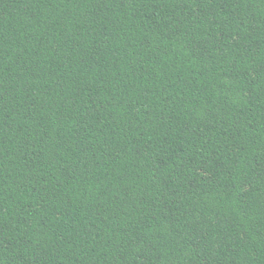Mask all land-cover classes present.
I'll use <instances>...</instances> for the list:
<instances>
[{
    "label": "trees",
    "instance_id": "1",
    "mask_svg": "<svg viewBox=\"0 0 264 264\" xmlns=\"http://www.w3.org/2000/svg\"><path fill=\"white\" fill-rule=\"evenodd\" d=\"M0 264H264V0H0Z\"/></svg>",
    "mask_w": 264,
    "mask_h": 264
}]
</instances>
